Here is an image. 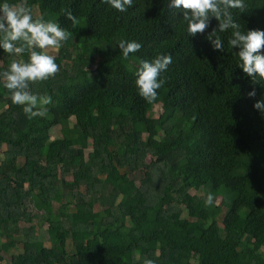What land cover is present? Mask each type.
Here are the masks:
<instances>
[{"label": "trees", "instance_id": "trees-1", "mask_svg": "<svg viewBox=\"0 0 264 264\" xmlns=\"http://www.w3.org/2000/svg\"><path fill=\"white\" fill-rule=\"evenodd\" d=\"M25 2L69 34L47 49L57 73L35 83L51 96L43 117L28 119L0 85V264H264V116L252 107L264 81L236 68L230 30L213 52L166 0L123 13L101 0ZM232 12L264 28L261 0ZM119 39L142 47L122 57ZM160 53L172 63L148 103L134 72ZM13 58L27 52L0 53V71ZM208 192L218 203L204 204Z\"/></svg>", "mask_w": 264, "mask_h": 264}, {"label": "clouds", "instance_id": "clouds-1", "mask_svg": "<svg viewBox=\"0 0 264 264\" xmlns=\"http://www.w3.org/2000/svg\"><path fill=\"white\" fill-rule=\"evenodd\" d=\"M134 0H101L117 12H126ZM168 8L175 10L186 23L189 37L202 34L213 52H222L224 42L219 33L230 30L227 45L238 57L236 68L253 83L264 81V28H242L234 19L232 9L237 14L245 13L247 0H166ZM264 6V0H261ZM72 27L78 20L71 12L67 13ZM213 19L217 22L212 25ZM211 29V30H208ZM68 29L58 21L45 19L43 15L34 17L25 0H0V53L16 57L27 52V59L13 58L7 68L0 71V85L7 90L10 102L22 106L21 110L28 119L43 117L51 96L35 89V83L45 81L58 71L55 57L48 54L47 48H59L68 38ZM120 55L127 58L137 53L142 44L135 39H119L116 42ZM172 63V56L160 53L151 60L140 59L135 69L134 84L137 95L148 103L156 101L158 92L165 84L164 73ZM31 85V87H30ZM248 97H255L253 88ZM252 107L264 116V93L255 100ZM213 193L208 192L204 204L213 205ZM158 255V253H157ZM143 264H157L156 259L145 258Z\"/></svg>", "mask_w": 264, "mask_h": 264}, {"label": "rangeland", "instance_id": "rangeland-1", "mask_svg": "<svg viewBox=\"0 0 264 264\" xmlns=\"http://www.w3.org/2000/svg\"><path fill=\"white\" fill-rule=\"evenodd\" d=\"M47 49H49V50H52V51H57V48H47ZM46 49V51L49 53V50H47ZM162 112V107L160 106V105H155L154 106V109L150 112V115H153L154 117H158L159 115H160V113ZM60 134L59 133H55L53 136H52V138H54V137H57V136H59ZM4 149H5V146L3 145V144H0V157L2 158V153H3V151H4ZM145 158V159H147V160H150L152 157H151V155L150 154H146V155H140L139 156V158ZM68 179H71V177H69ZM193 193L195 192V190H193L192 191ZM202 192V190L199 192V193H201ZM128 200V197L126 196H122V195H120L118 198H117V203H120V202H126ZM97 209H100L101 208V206H99V205H97V207H96ZM107 211H109L108 209H107ZM185 215V214H184ZM220 228H221V230L223 231V225L222 224H220ZM80 236V235H79ZM3 256H4V259H5V261H7L8 259H9V257H10V255H8L7 253H3ZM3 262H4V260H3Z\"/></svg>", "mask_w": 264, "mask_h": 264}]
</instances>
